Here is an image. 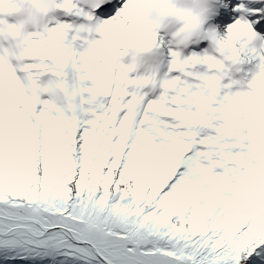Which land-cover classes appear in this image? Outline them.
<instances>
[{
	"label": "snow or ice",
	"instance_id": "1",
	"mask_svg": "<svg viewBox=\"0 0 264 264\" xmlns=\"http://www.w3.org/2000/svg\"><path fill=\"white\" fill-rule=\"evenodd\" d=\"M148 2L50 0L81 22L0 52V264H264V0H201L206 46L141 72Z\"/></svg>",
	"mask_w": 264,
	"mask_h": 264
},
{
	"label": "clouds",
	"instance_id": "2",
	"mask_svg": "<svg viewBox=\"0 0 264 264\" xmlns=\"http://www.w3.org/2000/svg\"><path fill=\"white\" fill-rule=\"evenodd\" d=\"M176 2L178 0H149L148 3L141 5L144 23L154 26L156 33L163 35L164 29H157L161 20L167 18L169 27L172 28L179 23V18L185 19L183 13L187 10L174 7ZM198 6L195 0H192L190 7L195 10ZM9 7L12 11H6ZM0 9H5L0 11V52L4 49H11L17 53L19 52L17 43L23 40L28 32L38 31L43 26L46 9L54 10L50 0H5V3L0 4ZM17 31L20 33L19 36L11 34ZM9 59L17 67V73L23 78L26 74L19 71V66L30 61L17 60L12 56ZM153 62L154 57L146 55L142 69L149 68Z\"/></svg>",
	"mask_w": 264,
	"mask_h": 264
},
{
	"label": "bare ground",
	"instance_id": "3",
	"mask_svg": "<svg viewBox=\"0 0 264 264\" xmlns=\"http://www.w3.org/2000/svg\"><path fill=\"white\" fill-rule=\"evenodd\" d=\"M61 21H69L71 23L76 24V23H80L81 19L73 15L66 14L63 10L60 9L50 10L44 16V23H48L49 25ZM185 24L186 21L179 18V23L176 26L170 28L168 21H166L164 25L161 27L162 29H164V34L160 35L159 32H157V40L160 46L158 48L153 49V52L147 55L155 57L159 53L166 54L167 49L169 47L179 48L180 50L185 52L194 50V48L191 46V43H187V45L185 46V42L183 41L184 31L182 30L184 29ZM165 37H167V39H165ZM206 44L207 41L197 42V46H199L198 48H202L206 46ZM32 71L37 75L39 81L42 84H48L50 81H56L60 79L59 77L54 75L53 71H49L47 69H40V70L34 69ZM140 71L143 72L144 70L141 68Z\"/></svg>",
	"mask_w": 264,
	"mask_h": 264
}]
</instances>
